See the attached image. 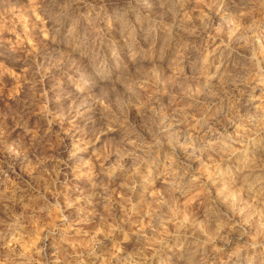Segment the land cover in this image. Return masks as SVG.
<instances>
[{
	"label": "rangeland",
	"instance_id": "obj_1",
	"mask_svg": "<svg viewBox=\"0 0 264 264\" xmlns=\"http://www.w3.org/2000/svg\"><path fill=\"white\" fill-rule=\"evenodd\" d=\"M0 264H264V0H0Z\"/></svg>",
	"mask_w": 264,
	"mask_h": 264
}]
</instances>
